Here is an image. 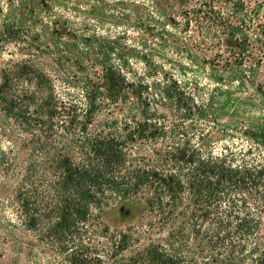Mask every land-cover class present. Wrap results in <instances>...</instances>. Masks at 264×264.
Listing matches in <instances>:
<instances>
[{"label":"trees","instance_id":"obj_1","mask_svg":"<svg viewBox=\"0 0 264 264\" xmlns=\"http://www.w3.org/2000/svg\"><path fill=\"white\" fill-rule=\"evenodd\" d=\"M206 7L214 0H193L184 27L198 29ZM37 22L61 38L70 31ZM243 26L226 25L236 39L217 63L264 98L252 81L264 69V29L252 37ZM103 60L73 75L28 59L0 69V179L14 185L20 223L55 246L59 264H264L263 108L218 86L202 97L161 68L137 75ZM240 109L249 110L234 118ZM112 213L124 230L105 224Z\"/></svg>","mask_w":264,"mask_h":264},{"label":"rangeland","instance_id":"obj_2","mask_svg":"<svg viewBox=\"0 0 264 264\" xmlns=\"http://www.w3.org/2000/svg\"><path fill=\"white\" fill-rule=\"evenodd\" d=\"M192 4L193 0H0V69L28 59L48 73L73 75L81 65L100 67L106 56L114 65L129 64L137 75H144L148 67L161 68L202 97L218 86L222 94L255 104L251 112L258 114L264 110V98L250 86L237 89L228 77L231 73L222 72L217 61L226 45L234 46L236 36L228 35V23H242L252 37L264 29V0H214V11L203 9L198 29L184 27V11ZM51 18L70 31L61 38L50 28L40 29V22L30 26ZM5 20H21L22 25L2 32ZM213 78L224 82L217 85ZM252 81L264 84V69ZM245 110L249 109H240L234 118H242ZM232 113L229 109L223 120ZM13 187L11 181L0 179V233L7 234V240L0 236V264H59L62 256L55 255V246L42 241L36 228L20 223L10 202ZM104 222L111 231L125 228L115 213Z\"/></svg>","mask_w":264,"mask_h":264}]
</instances>
